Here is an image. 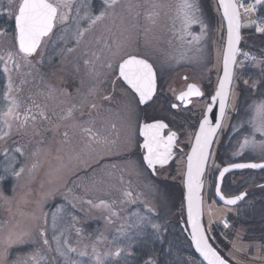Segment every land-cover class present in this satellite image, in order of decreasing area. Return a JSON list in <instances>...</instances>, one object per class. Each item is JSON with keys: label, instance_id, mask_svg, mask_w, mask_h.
<instances>
[{"label": "rangeland", "instance_id": "rangeland-1", "mask_svg": "<svg viewBox=\"0 0 264 264\" xmlns=\"http://www.w3.org/2000/svg\"><path fill=\"white\" fill-rule=\"evenodd\" d=\"M127 1L129 0H119L114 9L108 8L109 14L105 20L86 33L79 46H77L75 40L74 9L66 25L67 32L63 31L61 26L58 25L53 36L39 50V53L43 56V62L37 63L40 58L37 56L34 65H31L35 68L34 72L30 70V73L27 71L24 73L25 66L23 62L21 67L24 70L22 71L20 69L16 70L12 61L8 60L9 53L14 56L13 52L17 44L12 38V31H7V33L0 31L2 68L7 63L11 70L10 73H5V87L0 98V114L6 112L10 105L9 98L5 93L8 92V78L11 76L13 91L9 96L15 98L19 103L17 112L20 115V121L23 120L32 100H34L35 105L40 106L39 108L45 112L48 118L50 117V119L39 117L36 121L30 118L24 128L19 127L20 121L9 118L12 131L8 137L0 139V176L4 177L3 180H0V264H33L30 257L36 253L46 257L44 261H41V264H137L135 260L137 259L135 258L137 250H133V248L138 243L150 247L152 246L151 243H146V240L161 239V234L158 237L150 225L145 224L137 227L138 216H150L153 223L161 224L164 227L163 234L174 232V229H167L168 224L173 225L178 223L181 218L185 219L183 186L180 183L184 173V159L182 158L178 160L176 167H174L172 176H169V171L164 174L165 177L169 176L173 183L167 181L160 184L158 188L156 186L165 194V200L161 201L150 189L144 187L143 194L146 201L139 204L143 208L137 206V204L136 207L132 208L133 210L128 211L129 213H126L127 210H123L118 222L110 225L108 239L104 236L105 240L102 241L103 237H101V241L106 248L104 251L93 255L87 246L80 244L81 242L78 239L81 238L76 234L77 229L87 227L89 221L84 215V209L79 210V205L76 203L78 201L72 195L74 193L84 194L82 190L87 192L89 188L73 185L71 176L73 173L72 154L64 150L65 148L57 133L59 130V93L62 92L59 87V67L62 69L61 72L68 74L65 77L73 80L74 70L72 67L75 64V57L81 56L80 53L75 55L74 52H91L93 50L87 45V40H92L94 37L97 40V38L102 37L113 47H115L116 42H120L124 45L125 51L148 58L157 71L161 89L157 99L150 105L151 107H148V109L151 108L150 114L154 113L156 116H161L163 113L168 115L163 99L182 87L183 74H186L189 78L198 79L207 90L213 88L210 91L213 93V90H216L221 73L225 26L222 19L216 20L215 18V15L219 12L215 0H190L199 9L197 13L199 20L207 26L203 32L199 23L192 24L187 30L183 28L182 17L178 13L181 0H157L160 5L158 9L160 18L154 25L152 22L147 21L149 12L145 11V18L142 22L139 21L131 27L123 28L119 20H115V18H117V13L125 7ZM145 1L147 3V0ZM149 1L155 3L153 0ZM78 5H86L80 8L81 16H84L86 11L97 15L101 9L105 8L103 0H95L94 6L93 0H79L76 6ZM6 6L5 0H0V13ZM171 8H173L174 15L170 18L168 12ZM113 13L114 16H112ZM87 26V20L80 21L81 28ZM252 26L255 25L251 19H243L242 30L245 33L242 31L240 49L242 54L251 52L254 55V58L253 55L252 58L249 57V59L255 61L249 67L261 70L264 66V45L257 46L251 43L253 40L250 41L247 30ZM189 32L192 34L191 36L187 35ZM182 36L183 39H181ZM193 36H199V41H193ZM60 37H63V39ZM96 40V48L93 51L102 48L97 47ZM189 41L192 42L189 43ZM69 48H74L75 51L68 52L67 49ZM105 59V54L100 53V64L105 63ZM247 64L249 63L241 62L239 57L227 117L210 160L209 176L204 190V212L210 226H213V228L219 226L222 228L224 235H229L230 247L227 250V255L232 260L240 264H264V245L258 240L251 241L248 239L243 230L237 229L236 219L228 218L231 214H241L247 206H252V202L249 200L244 207L236 209L220 206L212 198L215 172L220 169L221 164L216 159L220 148H222L221 153L224 163L228 162L230 156L234 157L242 152L245 153L244 160H264V151L259 147H247L242 151L239 148V144L244 137L252 134L251 126L244 123L251 114L248 106L253 101L264 99V90L260 91V96H253L258 92L257 86L260 81L253 79L251 75H241V70L246 68ZM104 72H107V70H104ZM75 73L77 75V72ZM109 74L106 78L109 77L110 80L114 76ZM105 75L103 74L102 77H105ZM31 77L32 85L30 84L31 87H29L28 79ZM245 81H247V84ZM253 84L256 86L252 87ZM105 89L108 90V88ZM250 89L252 92L248 94L247 91ZM116 94V99L113 98L111 102L113 105V108L111 107L113 110H111L116 128L119 131L118 153L128 152L132 151L136 145L134 135L137 122L135 120L129 121L126 114L131 109H135L139 113V107L131 92L118 88ZM206 101L198 102L185 112L177 111L174 115L171 114L179 121H177L178 123H182L181 128L185 129L183 130L184 135L190 146L196 131L192 127V120H196L195 124L197 126ZM50 108L53 109L52 112L44 111L50 110ZM178 116H185L184 120L177 119ZM5 130V125L0 121V135ZM255 139L260 141L264 137L256 133ZM130 141L131 143H129ZM227 142H229V145L225 149L224 146ZM220 143L222 144L218 147ZM17 148L22 151L17 152ZM65 156L66 158H64ZM21 168H23V172L18 177L15 176L13 173L20 171ZM255 179L257 182L258 177ZM6 181H9L8 185H5ZM149 208H153L159 215L150 213ZM76 211L79 213L78 215H75ZM54 214L56 216L55 229L52 221ZM225 220L228 227L224 225ZM41 229L46 233L49 241L48 246L42 243L39 234ZM9 232L19 235L20 240L7 246L6 250L5 237ZM83 232L87 235L88 229ZM57 235L61 236L62 250H66L63 245L64 240H67V243L76 249L75 253H68L67 261L59 256L56 251L54 237ZM83 242L86 245L87 240ZM118 249L120 254L117 256ZM139 249L144 251L145 248L141 247ZM81 253L84 254L81 255ZM158 254V252H153L152 255L149 253L143 264H147V261L150 264L157 261ZM97 255L100 257V262L96 260ZM187 259L189 260L188 264H199V262L192 259Z\"/></svg>", "mask_w": 264, "mask_h": 264}, {"label": "snow or ice", "instance_id": "snow-or-ice-1", "mask_svg": "<svg viewBox=\"0 0 264 264\" xmlns=\"http://www.w3.org/2000/svg\"><path fill=\"white\" fill-rule=\"evenodd\" d=\"M105 8L99 11V14H90V11H86L84 16L80 15V8L86 5H78L75 8V20L76 30H75V40L77 46L83 41L85 34L90 32L94 26L98 23H102L108 16V8L114 9L118 3V0H103ZM257 3H261L262 0H256ZM10 5L12 0H9ZM74 0H19L15 6L13 13V18L15 22V36L14 39L18 42V55H21L26 63L31 64L29 57L40 58L37 63L43 62V56L39 53L41 44L45 37H50L54 34V29L57 28L59 24L63 31L67 32V24L70 19V14H72L74 8ZM219 5L222 7V15L227 19V48L223 55V78L219 80V86L216 90L215 95L211 97L212 103L206 106V113L199 124V131L195 133V142L191 147V152L187 155L186 164V185H187V216L191 223V238L195 244L196 249L203 256L207 264H229V261L220 255V253L209 243L210 237L206 234L205 228L201 223V216L203 213V202L200 195V190L203 187V180L201 179L205 174V168L208 161L212 157L211 149L215 142V138L218 134V130L222 127L220 122L213 124L212 119L209 118L208 113H212L213 105L219 102V113L220 117L223 118L225 115V108L227 101L231 98L230 86L233 80V65L236 64V56L239 53L237 45L240 42V11L239 9L243 7L244 13L248 14L255 11V5L244 6L243 4L237 3V0H219ZM160 7V5H153V8ZM199 9L194 2L190 0H181L178 6V13L182 17L183 28L187 30L194 23H199L201 25L202 32L207 27L198 18L197 13ZM155 13H149L148 18L151 19L152 15ZM87 20L88 26L85 28L80 27V21ZM258 32L264 33V26L257 28ZM187 35L191 36L189 32ZM63 39V37H60ZM183 39V36L181 37ZM199 36H193V41H199ZM192 41H189L191 43ZM97 44H103V47L97 51L91 52V57L93 59L85 60L84 63L89 65L92 71H96L95 61L100 60V53L105 54V63L101 64L102 68L107 70L115 77L111 81L113 90L115 89V81L121 80L126 82L136 94H138V104H146L150 101L156 91V70L154 69L152 63L148 59L141 58L137 54L125 51L124 45L120 42L115 43V47L104 40L102 37L97 38ZM68 52L75 51L74 48L67 49ZM246 55V54H245ZM8 60L12 61L16 70L20 69V64L16 63L12 54L9 53ZM10 69L5 63L3 68L4 73H10ZM99 75V73H97ZM247 84V81H245ZM256 85L253 84L252 87ZM13 91L11 76L8 78V92L5 93L9 98L10 105L6 112L0 114V121L5 125L6 130L0 135V139L6 138L10 135L12 131V124L9 122V118L20 121V115L17 112L19 108V103L15 98L9 96ZM94 91V90H93ZM203 96L199 87L196 84H190L187 86L186 92H181L178 99L185 101L190 96ZM105 100H111V96H105ZM190 102V101H188ZM39 109V105L35 106ZM177 107V105H173ZM91 108L95 109L96 105L92 104ZM248 110L251 113L249 118L244 122L251 126L252 134L251 136H245L243 141L239 144V148L242 151L247 147L256 148L259 147L264 151V139L257 141L255 139V134L259 133L264 137V99L259 101H253L249 106ZM38 115L41 119H47L48 117L43 111H39ZM68 116L71 115V109L68 110ZM36 121L37 114H32L31 108L27 110L22 121H20V128L27 126L28 119ZM126 118L129 121L135 120L138 124L141 119H143L135 109H131L127 112ZM115 124L112 128L115 129ZM167 130V131H166ZM83 133L86 137L85 148L90 150H95L99 147L101 150L108 154H111V148L115 145L114 140H109V138L101 133L99 129L93 130L92 127L82 128ZM139 133L143 137V149L144 154L141 156L140 162L137 163L134 160H126L125 165L119 170V175L114 177L118 179L121 184L125 183V175H139L138 169L141 166H146L153 175L156 171V166L160 165L163 167L166 165L174 156V149H179L177 144L178 133L169 128L168 123L164 119H153L152 122H144L139 125ZM65 137L68 133L63 134ZM131 143V141L129 142ZM17 152L22 150L17 148ZM117 155H132L131 151L127 153ZM214 167H219L218 165H213ZM35 167V165H33ZM113 170L117 168L116 165H109ZM244 169V168H264V163H239L231 164L225 167L219 173V180H223L224 174L230 169ZM23 172V168L20 171L14 172L15 176H19ZM109 178H113V174L109 173ZM4 177L0 176V180ZM105 181L101 180L98 183L103 184ZM131 183V181H127ZM149 188L161 201L165 200V194L157 189L154 185L150 183L145 185ZM216 192L221 196V199H225L223 194L220 192L219 184L216 186ZM124 195L126 198H132V192L125 190ZM247 195L246 192H241L239 195L233 196L226 199V203L229 205H236L238 201L244 199ZM90 206L104 208L108 210L110 216L118 215L112 210V205L105 200H100L98 204L93 205L92 200L86 201ZM149 212L154 215H159L153 208H149ZM53 228L56 227V216L53 215ZM150 225V227L157 233L158 237L164 231V227L161 224L153 223L150 216H138L137 227L142 225ZM225 227H228V223L224 221ZM210 227V224H209ZM79 231V229H77ZM40 236L43 245L48 246L49 241L47 239L46 233L43 229L40 230ZM62 235V234H61ZM214 239V238H211ZM20 240V236L13 234L11 232L5 237L6 250L7 246L17 243ZM56 244V251L59 256L63 257L66 261L68 259V253H75L76 249L67 243V240L63 241L64 248L61 249V236L57 235L54 237ZM5 250V254H6ZM84 253H81L83 255ZM120 254L118 249L116 255ZM33 264H41L46 257L40 253L33 254L30 257ZM96 260L100 262V257L97 255Z\"/></svg>", "mask_w": 264, "mask_h": 264}, {"label": "flooded vegetation", "instance_id": "flooded-vegetation-1", "mask_svg": "<svg viewBox=\"0 0 264 264\" xmlns=\"http://www.w3.org/2000/svg\"><path fill=\"white\" fill-rule=\"evenodd\" d=\"M94 1L95 0H93V6H94ZM153 1H155V3H151L149 0H147V3L145 0H129L126 2L125 7H123L120 10V12L117 13L116 15L117 18H115V20L116 19L119 20V23L121 27L123 28L128 27V26L131 27L135 25L136 23H138L139 21L142 22L145 18V11H148L149 13H155L154 15H152L151 19L147 17L148 19L147 21L152 22V24L154 25L155 22L160 18L159 17L160 13L158 11L159 7L153 8V5H159V3L157 2V0H153ZM18 2L19 0H12V4L10 5L9 0H5V3H7V6L4 7L2 11L5 13H8V16L13 22L14 30L11 34L13 39L15 36V22L13 18V13L15 10V6ZM78 2L79 0H74V5H73L74 9L76 5L78 4ZM168 14L170 15V18L174 15L173 8L170 9ZM112 16H114V13ZM54 32H55V29H54ZM52 36L53 35H51L50 37H47L45 42ZM95 40H96V37H94L92 40H87L88 42L87 45L93 50H95L96 48ZM43 44L41 48L43 47ZM97 47L98 48L103 47L102 43L97 44ZM15 49L13 52L14 54L13 58L16 63L20 64V70L23 71L25 68L24 73L25 71L30 73V70L34 72L35 68L31 67V65H34L37 57H29L28 59L31 60V64H28L22 58L21 55L17 54L18 52L17 46ZM91 52H86V51L74 52L75 55L76 53H80L81 56L75 57V64L72 67V69L74 70V77H72L73 80H70L67 77H65V76H68V74L67 73L64 74L63 72H61L62 69H60L59 67V81H60L59 87L62 90V92L59 93V130L57 131V133H58V137L61 139V143L63 144L65 148L64 150L69 151L68 153L72 154L73 173L71 176H72L73 185L77 187H88L89 188L87 192L82 190L84 194L74 193L72 196L77 199L78 202L76 203L77 205H79V210L81 208L84 209L83 210L84 215H86L89 221L87 227L86 226L81 227L79 231H76V234H78V237L81 238L78 240H80L81 242L80 244L82 246L83 245L87 246L88 249L92 251V254L95 255L97 252H101V251H104V249H106L102 243V241L105 240L104 236H106V239H108V236H109L108 231H109L110 225L118 222L119 218L122 216L123 210H127L126 213H129L128 211L133 210L132 208L136 207L137 204H138L137 206L143 208V206L139 204L146 201V197L143 194L144 192L143 188L145 187V185L150 183L151 185H154L155 187L157 186L158 188L160 184L166 183L167 181H170L171 183H173V181H171L169 176H172V171L174 170V167H176V164L179 159H182V158L184 159V167H185V157L190 148V143L185 138L184 131H183L185 129L181 128V126H183L182 123L181 122L178 123L179 121L175 119V116L172 117L171 114L174 115L175 112L177 111L185 112L189 110L190 108H192L198 102H203L208 99L205 102V106L203 107L202 115H200L199 117L197 126L195 124L196 120L195 119L192 120L193 121L192 127H194L197 130L201 117L203 116L206 106L209 104L210 98L213 95L215 90H213V93H211L210 91L213 88H209L207 90L206 88H204V86L201 84V82L198 79L189 78L186 76V74H183L184 79L182 82L183 83L182 87L178 89L177 91H174L171 95H168V97L165 96L163 99L164 107L166 108V112H168V115H165L163 113L165 116L163 114L161 116H156L154 115V113L150 114L151 108L148 109V107H151L150 105L154 103V101L157 99L159 95V91L161 89L158 74H157L158 87H157V92L153 100L145 105H141V104H138V96L136 95V93L133 92V90L124 81H122V79L115 81V89L113 90L111 81L114 80L115 77H112V79L110 80H109V77L108 79L106 78V76H108V73L104 72V70H106L105 68L100 67L101 65L100 60L95 61V65H96L95 72L92 71L89 65H86L84 63L85 60L93 59L91 57ZM83 55H86V56L83 57ZM139 56L144 57L142 55H139ZM22 62L25 66L24 68L21 67ZM75 72H77V75ZM97 73H99V75H97ZM103 74L104 75L106 74L105 77H102ZM28 80H29L28 84L32 85V77L29 78ZM191 83L197 84L201 88V90L203 91V96L202 97H190L189 99L185 101L179 100L178 97L180 93L185 92L187 89V86L190 85ZM31 85L29 87H31ZM105 88H108V90H106ZM118 88H120L121 90L123 89L125 91L131 92L132 96L135 97L138 107H139L138 114L143 118L139 121V124L138 123L136 124L137 128H136V132L134 135L135 136L134 141L136 145L131 151L132 155L130 156L129 155H123V156L117 155L118 150H119V148L117 147L119 131L117 130L116 127L115 129L112 128V125L115 124V119L112 117L113 105L111 104V102L113 98L116 99L115 97L117 96L116 93H117ZM63 91H64V94H63ZM105 96H111L112 99L110 101L105 100L104 99ZM92 104L96 105L95 109L91 108ZM173 105H177V107H173ZM35 106L36 105L34 104V100H32L28 105V109L31 108L32 114H37V118H39L38 112L41 111L42 109L40 108L37 109ZM114 106L117 107L115 104ZM69 109H71L70 116L67 115ZM228 109H229V106H228ZM52 110L53 109L50 108V110L47 109L44 111L52 112ZM170 115H171V118H170ZM184 117L185 116H178L177 119H180L183 121ZM226 117H227V114H226ZM47 119H50V117ZM153 119H164V121L168 123L169 128H171L173 131H176L178 133L177 144L179 146V149H174L175 154L166 165H164L163 167H161L160 165L156 166V171L154 175L151 172V170H149L146 166H141L138 169L139 175H136L135 173L131 176L125 175L124 177L125 183L121 184L118 181V179L114 177L119 175V170L125 165V161L130 159V160H134L137 163H139L141 156L144 154V149L142 147L143 137L139 133V125H142L144 122H152ZM28 120H30V116ZM84 127H92L93 130L99 129L103 135L109 138V140H114L116 143L111 148V154L106 153L105 151L101 150L99 147H97L95 150H90V149L85 148L84 145L86 143V137L82 131V128ZM222 130H223V126L220 130V133ZM65 132L68 133L67 137L63 135ZM228 143L229 142L225 143V146H224L225 148L227 145H229ZM221 144L222 143H220L218 147H220ZM124 153H127V152H120V154H124ZM66 156L64 158H66ZM244 156H245V153L242 152L240 154H237L234 157L230 156V159H228V162L226 163H224L223 161L219 162L221 164H220V169L215 172L212 198H214V201H216V203H218L220 206L238 209L240 207H244V205L248 203L249 200L250 202H252V205H253L255 203V200L259 199V196L257 195L264 196V169L256 171L255 169L244 168L242 170H237V171L228 173L225 176L223 183H222V187H221L223 194L227 197L238 195L241 192H246L247 195L245 196L244 200L235 206H228V205H225L219 202L216 199L215 187L217 183V176L220 170L226 165L236 164V163H247V162L253 161V160H244L243 159ZM109 165H116L117 168L113 170L110 167H106ZM209 165H210V162H209ZM209 165H208V169H209ZM208 169H207L205 183L208 180V176H209ZM166 172L169 173L168 177L164 176ZM109 173L113 174V178L111 179L109 178ZM256 177H258L257 182L255 181ZM101 180H104L105 182L103 184L98 183V181H101ZM129 180L131 181L130 184L127 183V181ZM182 182H183V178H182ZM182 182H180L181 186H182ZM176 183H179V182H176ZM147 189L149 190V188ZM125 190L132 192L131 199H128L125 197L124 195ZM204 190H205V187H204ZM203 194H204V191H203ZM102 199L107 201L109 204H111L112 210L116 212L118 215L110 216V213L108 212V210L104 208L93 207V206H90L88 203H86V201L92 200L93 205H96ZM204 202H205V194H204L203 204ZM79 210L77 211L81 213ZM77 211L75 215L79 214ZM239 216H240L239 213H237L236 215L231 214V216H228V218L238 219ZM182 220H184V218H181V220H179V223L181 226H182L181 224ZM204 222H205L208 236L210 237V241L213 244V246L216 248V250L220 253V255L224 257L226 260H228L229 263L231 264H240L232 260L230 256L227 255V250L230 247L229 239H228L229 235H224L222 228L219 226H215L214 228L213 226L209 227V223H208L207 217L205 216V212H204ZM236 224H237V220H236ZM100 228L103 230L101 231ZM238 228L243 230V232L246 235V232L242 226H239L237 224V229ZM85 229H88L87 235L84 234L83 232ZM224 233L226 232L224 231ZM101 237H103V240ZM211 238H214V239H211ZM84 240H87L86 245L84 244L85 242H83ZM251 241H254V240H251ZM258 241H260L264 245L263 241L261 240H258ZM141 247L142 245L138 243L136 247L133 248V250L137 249V251H139L140 250L139 248ZM137 256H135V258ZM143 261L144 260H142L141 258L139 264H143ZM147 264H150V263L147 261ZM151 264H160V263L157 260V261H153Z\"/></svg>", "mask_w": 264, "mask_h": 264}, {"label": "trees", "instance_id": "trees-1", "mask_svg": "<svg viewBox=\"0 0 264 264\" xmlns=\"http://www.w3.org/2000/svg\"><path fill=\"white\" fill-rule=\"evenodd\" d=\"M264 13V11H263ZM262 15V13H260ZM216 20H221L220 13L218 12L217 15H215ZM251 19V18H248ZM254 22L255 26H252L248 31L249 33V39L252 44L260 46L264 45V33L257 31V24L255 23V20L251 19ZM217 23V22H216ZM14 30V25L10 17L8 16V13L1 12L0 13V31L6 32ZM243 33L244 30H243ZM256 48V46H254ZM255 61L250 62L247 64V67L241 70V75L248 76L251 75L253 79L259 80L258 92L253 94V96L258 95L260 96V91L264 90V66L261 68V70L252 69V67H249V65L253 64ZM3 65L0 58V98L2 96L3 89L5 87V73L3 72ZM246 90V89H244ZM252 91L251 89L247 91L248 94H250ZM245 93V92H243ZM246 95V94H245ZM1 100V99H0ZM230 147V146H229ZM222 148L218 150L216 159L218 162L223 161L222 157ZM226 149V148H225ZM5 185H8L9 181L5 182ZM259 196V199L255 200V203L247 208L240 214L239 218L237 220V224L239 226H242L246 232V237L250 240H261L264 242V196ZM0 204H1V197H0ZM160 221H162L161 218H159ZM167 229H174V232L171 234L168 233H162L160 240H146V243H151L152 246H146L142 245V248H145L138 251V256L136 257V263L139 264L140 260L146 259L148 257V254L152 255L153 252H158L159 257L158 261L160 264H188V259H192L196 262H199V264H203L199 261L198 256L196 255L195 251L192 248V245L184 232L182 226L180 223L176 224H168ZM137 250V249H135ZM152 252V253H151ZM137 253V251H136Z\"/></svg>", "mask_w": 264, "mask_h": 264}, {"label": "water", "instance_id": "water-1", "mask_svg": "<svg viewBox=\"0 0 264 264\" xmlns=\"http://www.w3.org/2000/svg\"><path fill=\"white\" fill-rule=\"evenodd\" d=\"M215 1H216V4H217V7H218V11H219V13H220V16H221V18H222V20H223V22H224V26H225V44H224V49H223V55H224V53H225V51H226V48H227V19L224 18L223 15H222L223 9H222V7L219 5V0H215ZM237 3H238V1H237ZM238 5H239V4H238ZM239 11H240V9H239ZM240 24H241V27H240V36H241V39H240L239 44L237 45V47H238L239 50H240V47H241V41H242V24H243L241 15H240ZM46 39H47V37L44 38L42 44L45 42ZM16 44H17V47H18V42H17V41H16ZM42 44H41V46H42ZM238 55H239V53H238L237 56H236V64H237ZM140 57H141V56H140ZM141 58H145V57H141ZM145 59H147V58H145ZM149 62L151 63L150 60H149ZM236 64L233 65V68H232V72H233V80H232V84H231V86H230V94L232 93V89H233V85H234V78H235ZM152 65H153V64H152ZM153 67H154V66H153ZM154 69H155V67H154ZM155 70H156V69H155ZM223 75H224V71H223V56H222V66H221V73H220L219 80H220L221 78H223ZM219 80H218V84H217L216 90H217V88H218V86H219ZM125 83H126V82H125ZM126 84H127V83H126ZM191 84H194V83H191ZM196 85H197V84H196ZM128 86H129V85H128ZM197 86H198V85H197ZM129 87H130V86H129ZM157 87H158V78H157V73H156V91H155V94H156V92H157ZM198 87H199V86H198ZM199 89H200V91L203 93V91L201 90L200 87H199ZM216 90L214 91L213 95H215ZM186 91H187V89H186ZM186 91H185V92H186ZM133 92H134V90H133ZM155 94L153 95L152 99H151L150 101H148L147 103H149V102H151V101L153 100ZM136 95L138 96V94H136ZM213 95H212V96H213ZM212 96H211V97H212ZM190 97H202V96H195V95H193V96H190ZM190 97H188V99H189ZM229 102H230V99H229V100L227 101V103H226L225 115H224L223 118L220 117V113H219V102L217 101V103L213 105V111H212V113H208V116H209L210 119H212L213 124H215V123H217V122H220L221 125L223 126V123H224V120H225V117H226V114H227V110H228ZM147 103H146V104H147ZM210 103H212L211 98H210V102H209V104H210ZM141 105H145V104H141ZM205 113H206V109H205V111H204L203 116L201 117L200 122L202 121V119H203ZM200 122H199V124H200ZM221 128H222V127H221ZM221 128L218 130V134H217V136H216V138H215V142H214V144H213V147H212V149H211V152H213V149H214V146H215V143H216V141H217V137H218V135H219V133H220ZM198 131H199V125H198V127H197L196 133H197ZM194 142H195V136H194L193 141H192V144H191V146H190V148H189V150H188V152H187V155L191 152V147H192V145L194 144ZM187 155H186V157H185V167H184V175H183V182H182V186H183V204H184V216H185V219L182 220L181 224H182L183 230H184V232L186 233V235H187V237H188V239H189V241H190V243H191V245H192V248H193V250L195 251L196 255L198 256V258L200 259L201 262H203L204 264H207V261L204 260L203 256H202V255L199 253V251L196 249L195 244H194V242L192 241L191 234H190V233H191V223L189 222V220H188V216H187V185H186V164H187ZM209 162H210V160L208 161V164H207V166H206V168H205V174H204V176L201 178V179L203 180V187H202L201 190H200V195H201V197H202V202H203V199H204L203 191H204V187H205V180H206V174H207V169H208ZM247 163L262 164V163H264V160H260V161H251V162H247ZM236 164H239V163H236ZM230 165H231V164H230ZM228 166H229V165L224 166L220 171H222L225 167H228ZM251 169H255L256 171H259V170H262V169H264V168H251ZM237 170H242V169H238V168H237V169H230L228 172H226V173L224 174L223 180H224L225 176H226L228 173L233 172V171H237ZM219 173H220V172H219ZM223 180H222V181L219 180V174H218V176H217V183H216V186H217V184H219L220 192H221L222 194H223V192H222L221 187H222ZM215 195H216V199H217L219 202H221V203H223V204H225V205H228V206H235V205H229V204L226 203V199L231 198V197H233V196H229V197H227V196H225V195L223 194V197H224L225 199H221V196H220L219 194H217V192H216V187H215ZM238 195H239V194H238ZM235 196H236V195H235ZM244 198H245V197H244ZM243 200H244V199H243ZM243 200H241V201H243ZM241 201H238L237 204L240 203ZM237 204H236V205H237ZM202 206H203V213H202V216H201V223H202V225H203L204 228H205L206 234L208 235L207 230H206V226H205V222H204V204H203ZM209 243H211L210 240H209ZM211 244H212V243H211ZM212 246H213V244H212ZM213 247H214V246H213ZM214 248H215V247H214ZM229 264H231V263H229Z\"/></svg>", "mask_w": 264, "mask_h": 264}, {"label": "built area", "instance_id": "built-area-1", "mask_svg": "<svg viewBox=\"0 0 264 264\" xmlns=\"http://www.w3.org/2000/svg\"><path fill=\"white\" fill-rule=\"evenodd\" d=\"M238 4H243L244 6H248V5H255V11L245 14L244 13V9L243 7L240 8V13L241 16L243 18H251L253 20H255V23L257 24L258 27L260 26H264V0H262L261 3H257L256 0H237ZM260 13H262V15H260ZM246 54V55H245ZM252 53L251 52H245L244 54H242L241 49L239 50V55H238V59L240 57V61L243 63H250L252 62L251 59H249V57L252 58ZM254 58V55H253Z\"/></svg>", "mask_w": 264, "mask_h": 264}]
</instances>
